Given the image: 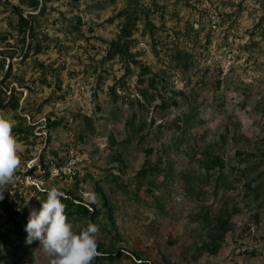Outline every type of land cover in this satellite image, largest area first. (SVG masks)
Listing matches in <instances>:
<instances>
[{
    "label": "rangeland",
    "instance_id": "374dc122",
    "mask_svg": "<svg viewBox=\"0 0 264 264\" xmlns=\"http://www.w3.org/2000/svg\"><path fill=\"white\" fill-rule=\"evenodd\" d=\"M131 2L155 8L153 35L139 20L132 50L160 72L157 87L139 80L137 65L108 55L124 20L116 14ZM17 8L33 14L42 51L23 54L30 37L17 30ZM2 48L0 99L19 97L17 107L0 102L21 145L20 167L0 200L10 238L17 222L26 225L25 208L30 214L56 187L113 206V219L100 216L97 238L125 252L91 264H264V0H41L38 7L0 0ZM187 113L192 120L179 128L175 120ZM207 148L225 165L195 178ZM160 158L155 183L138 175ZM167 170L174 177L159 183ZM184 172L194 176L191 191ZM68 221L77 232L86 227L84 218ZM27 236L18 261L3 256L0 264H52Z\"/></svg>",
    "mask_w": 264,
    "mask_h": 264
},
{
    "label": "trees",
    "instance_id": "16d2710c",
    "mask_svg": "<svg viewBox=\"0 0 264 264\" xmlns=\"http://www.w3.org/2000/svg\"><path fill=\"white\" fill-rule=\"evenodd\" d=\"M31 5L38 7L41 3V0H30ZM42 10H45L47 5L46 2L43 1V5L41 6ZM154 7V6H153ZM152 6H143L139 2H131L126 7L120 9L117 12V16H123L124 20L121 24V28L119 33L115 38H113L110 42V47L108 49V55L109 57H113L115 55H119L122 59L126 60L128 64L133 63L139 67V80L144 82H148V86L151 87H157L156 83L161 80L160 72L155 71L151 68L149 64H147L145 61H143L140 58H137L135 55V52L132 50V46L135 42L134 33L138 29V21L142 20L144 21L145 29L152 31L150 34L153 35L155 24L150 18L151 11L155 8ZM19 11L18 16V31H21L23 33L24 37H30V41L25 46L27 47V50L23 52V54L28 55L29 51L33 49L34 52H40L44 49V44L41 41H36L33 43V38L36 36V29L35 25L33 23V14H24L20 8H17ZM112 19V18H111ZM79 24L76 26V28H79V25L81 23V18H79ZM151 29V30H150ZM7 49H0V54L6 52ZM6 55L4 56L3 60L5 61ZM177 58L182 60V58L185 59V56L183 54V50L178 48L177 50ZM187 62L185 60L184 64L187 65ZM2 65V64H0ZM13 69V62L11 60L8 62V67L3 73L2 81H5L8 77L11 76ZM113 89H115V85L112 86ZM145 92V91H143ZM4 97L0 99V102L2 103L1 106H7L8 104H12L13 107H17L19 103V97H14L13 99L9 100V103L4 102ZM169 104V101L167 98H163V101L161 105L163 107L167 106ZM182 119V120H181ZM192 120V113L183 114L181 117L178 116V118L175 120L176 125L179 128H182L183 122L185 125H188V123ZM183 121V122H182ZM58 123V120H51L48 121V124L53 125ZM152 149L147 150L148 152H151ZM199 160V166L203 171H199V173L195 174V178H203L209 176L211 174V169H215L216 167H224L225 160L224 158L215 152L214 150L207 148L203 152V156L198 158ZM164 161L161 158L157 161V164H151L149 160L145 162V164L140 168L138 171L139 176L147 177L151 174V182H156V179L154 180L153 177H157V171H161L164 168H162L160 163ZM47 167V165L45 166ZM164 171V170H163ZM182 176L185 178L187 182V189L189 191L193 190L195 187L194 183V176H190V174H186L185 172L182 174ZM173 176V173H171L170 170H167L163 174V178L160 180L159 183H163L167 181L168 179H171ZM118 176L113 175L112 177H106V180H117ZM96 189L103 193V187L101 184L97 183ZM47 198V192L44 193L43 197L40 198L37 202H34L32 209L39 210L41 207V204L44 200ZM62 202L66 205L65 213L68 217V220H78L84 218V225L87 226L89 222L99 224L100 223V216L106 215V217L113 219V206L108 203L107 198L103 200L102 206H96L95 204H89L82 200H78L73 195H64L62 197ZM13 201L8 204V199L5 201L6 207L11 210L13 213L14 209L13 207ZM24 212L26 213V225L29 220L28 209L25 208ZM217 223L219 222V227L222 229L227 228V218L224 217L222 213H219L216 217ZM26 225L22 226L20 223L17 222V225L15 227V231L17 233V236L14 238H10L9 235H7L2 228L0 227V257H12L16 259L15 261H18V259L21 257V250L24 248V241H23V234L26 232ZM125 250L123 248H118L115 250H112L110 248H105L103 246L102 242L98 240V255L96 258H106L109 260H113L117 257H119L122 253H124ZM126 254H129V252H126ZM141 262V261H139Z\"/></svg>",
    "mask_w": 264,
    "mask_h": 264
},
{
    "label": "clouds",
    "instance_id": "9594fccd",
    "mask_svg": "<svg viewBox=\"0 0 264 264\" xmlns=\"http://www.w3.org/2000/svg\"><path fill=\"white\" fill-rule=\"evenodd\" d=\"M15 126L11 112L0 110V200L21 164V145L13 132ZM62 197L64 193L52 187L40 209L30 211L26 242L38 240L40 248L54 257L52 264H91L98 255L99 226L89 222L75 231L68 221Z\"/></svg>",
    "mask_w": 264,
    "mask_h": 264
}]
</instances>
